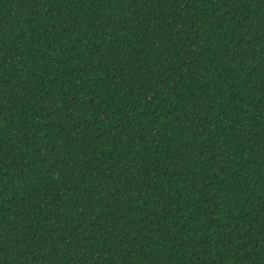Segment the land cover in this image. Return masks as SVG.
Wrapping results in <instances>:
<instances>
[{"label":"trees","instance_id":"16d2710c","mask_svg":"<svg viewBox=\"0 0 264 264\" xmlns=\"http://www.w3.org/2000/svg\"><path fill=\"white\" fill-rule=\"evenodd\" d=\"M0 264H264V0H0Z\"/></svg>","mask_w":264,"mask_h":264}]
</instances>
